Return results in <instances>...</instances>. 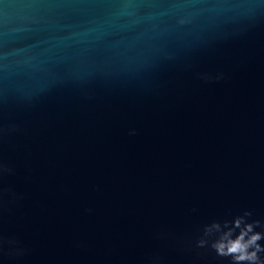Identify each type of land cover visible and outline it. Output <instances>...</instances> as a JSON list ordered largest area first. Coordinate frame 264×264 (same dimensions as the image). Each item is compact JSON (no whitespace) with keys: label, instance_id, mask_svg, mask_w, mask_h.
Masks as SVG:
<instances>
[{"label":"water","instance_id":"obj_1","mask_svg":"<svg viewBox=\"0 0 264 264\" xmlns=\"http://www.w3.org/2000/svg\"><path fill=\"white\" fill-rule=\"evenodd\" d=\"M0 264H264V0H0Z\"/></svg>","mask_w":264,"mask_h":264},{"label":"clouds","instance_id":"obj_2","mask_svg":"<svg viewBox=\"0 0 264 264\" xmlns=\"http://www.w3.org/2000/svg\"><path fill=\"white\" fill-rule=\"evenodd\" d=\"M246 215H248L246 213ZM251 230V229H249ZM243 239V237L241 236V238L233 243H231V245L227 248V253L228 254H237L239 253V255L236 257V259L238 261H244V260H252L254 261L255 258H256V254L255 252L251 253V254H248L246 252V249L248 247V244H243L241 243V240ZM260 239V236L259 235H254L251 237L250 241L248 242L249 244H255V242L257 240ZM10 243H14V242H11ZM261 249H259V246H257V251H259ZM219 251L221 254H224V245H221L220 248H219Z\"/></svg>","mask_w":264,"mask_h":264}]
</instances>
